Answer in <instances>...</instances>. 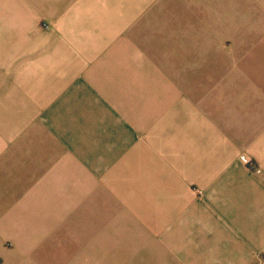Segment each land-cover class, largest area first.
<instances>
[{
  "label": "crops",
  "instance_id": "1",
  "mask_svg": "<svg viewBox=\"0 0 264 264\" xmlns=\"http://www.w3.org/2000/svg\"><path fill=\"white\" fill-rule=\"evenodd\" d=\"M0 264H264V0H0Z\"/></svg>",
  "mask_w": 264,
  "mask_h": 264
},
{
  "label": "built area",
  "instance_id": "2",
  "mask_svg": "<svg viewBox=\"0 0 264 264\" xmlns=\"http://www.w3.org/2000/svg\"><path fill=\"white\" fill-rule=\"evenodd\" d=\"M240 160L246 164L247 166H249L253 171L255 172H259V169L257 167L254 166V164L252 163V161L245 156H240Z\"/></svg>",
  "mask_w": 264,
  "mask_h": 264
}]
</instances>
